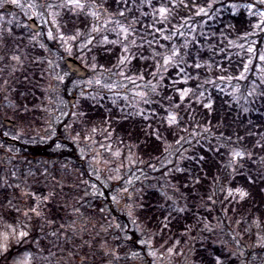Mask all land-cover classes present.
<instances>
[{
  "label": "rangeland",
  "instance_id": "1",
  "mask_svg": "<svg viewBox=\"0 0 264 264\" xmlns=\"http://www.w3.org/2000/svg\"><path fill=\"white\" fill-rule=\"evenodd\" d=\"M123 1V9L116 15L109 10L105 13L93 0H54L53 6L45 13H42L40 7L34 10L29 0H0V63L7 55L4 50L9 51L11 47L6 57L8 62L0 64V134L20 142L51 140L54 135L49 130L55 129L59 119L66 118L69 113L68 99L76 92L77 102L72 119L64 124L68 140L56 141L55 147L70 148L72 144L75 145L79 153L78 163L60 164L58 172L50 171V174L61 189L62 185L70 184L81 190L79 193L62 190L63 193L57 195L65 204H69L71 208L68 214L73 219L64 224L53 222L47 225L44 221L47 205L56 197L54 195L57 192H51L54 186L46 182H42L45 192L37 191L36 186L42 183L36 182V176L38 172H48L53 162L21 158L15 146L7 145L0 138V189L9 188L12 193L7 205L0 206V213L12 209L20 214L16 223L5 222L0 216V257L13 243L22 241L28 244L29 250L11 264H199L194 259L197 248L210 252L218 264L232 258L238 264H264V222L257 221L252 226L241 227L232 216L227 217L226 210L220 216L215 208L216 204H220V195L225 200L235 202L244 199L246 192L242 189L219 185L218 194H214L215 188L205 191V194L202 192L206 198L204 201L196 200L195 222L180 240L168 248L158 246L152 235L145 237L138 226L136 213L144 194L151 190H159L164 195L166 221L192 211L190 206L193 200L188 202V193L199 196L201 189L194 185L201 180L196 175L194 177L191 164L196 160L195 147L201 145L195 134L179 135L177 139L173 136L170 140L164 133L165 155L157 163L147 164V160H142L132 146L122 144L106 133L85 137L75 128L84 100L100 104L109 111L115 109L124 118H144L148 129L155 130L157 137L159 127L163 125L162 117H165L170 127L180 128L176 113L163 115L146 106L151 102L146 100L144 90L139 89L135 79L127 74L135 58L155 62L161 74H166L170 69L176 70L170 82L175 86H184L178 90L183 102L191 98L211 105L212 87L217 92H224L237 101L247 103L253 95H261L263 91L260 83L264 84V8L261 5H264V0H255L257 4L245 0H199L197 6H194L198 19L191 21L188 16L180 15L187 8L186 0ZM7 3L14 6L10 12L4 10ZM146 7L157 9L160 13L148 11ZM228 11L235 15L246 12L253 30L232 41L224 31L228 26V19L225 18ZM40 13L42 19L48 22L46 36L51 43H55L53 51L44 44L41 30L33 32L28 26L30 18H35L43 25ZM66 13L91 18L87 31L83 34L80 31L71 35L65 33L61 27V18ZM172 15L177 16L178 20L174 21ZM148 31H151V35L146 34ZM136 32L145 33L147 38L139 39ZM5 38H10L9 47H6ZM24 39L26 43L23 45ZM194 43L200 52L208 51L212 54L216 50L219 55L224 51L223 45L234 47L235 57L243 65L238 77L234 79L224 76L226 70L220 59L217 64L218 79L209 77L203 82L198 81L199 75L186 67V63L195 69L201 67L199 52H194V64L190 62L189 53ZM36 44L50 54L39 60L52 69L48 72L47 84L43 81L41 88L44 96L41 99L45 104L36 103L37 109L42 107L44 111L51 112L49 118L43 120L46 129L43 134L36 132L32 121H21L18 105L12 100L11 91L6 89L8 82L5 80L8 77L6 71L8 75H13L20 66H32L27 49H32ZM99 46L116 55V64L107 66L96 61L92 51ZM59 51L72 57L76 54L78 57L75 58L90 71L86 80L73 79L70 82L67 86L69 97L66 99L63 91L71 75ZM249 75L253 77L250 79ZM258 78H261L260 83H257ZM192 81H196L197 85L193 86ZM5 118L14 121L18 119L16 126L5 127ZM244 156L242 150L232 148L230 151L226 160L230 179L243 168ZM82 162L84 166L80 165ZM139 164L148 167L145 173L147 177L137 183L131 182L130 170ZM185 172L189 173L187 180L191 184L185 182L187 180L181 183L173 179L174 174ZM180 184L183 187L190 186L191 189L183 190L178 187ZM103 188L109 190V198L105 201L100 198ZM109 203L120 216L109 212ZM36 219L42 221L39 231L47 236L45 239L41 237L45 244L37 240L29 247L31 238L28 236L33 232L31 223ZM127 219L130 220L129 224L125 221ZM136 225L139 229L138 241L147 246L145 251L127 243L132 238L127 231L136 229ZM128 255L131 260L127 258ZM105 257L106 262L103 259Z\"/></svg>",
  "mask_w": 264,
  "mask_h": 264
},
{
  "label": "trees",
  "instance_id": "2",
  "mask_svg": "<svg viewBox=\"0 0 264 264\" xmlns=\"http://www.w3.org/2000/svg\"><path fill=\"white\" fill-rule=\"evenodd\" d=\"M29 1L34 5V10H36V7H40L42 13H45L51 8L54 2V0ZM93 1L97 2L105 13L109 10L119 15L121 9L124 7L123 0ZM198 1L199 0L196 2L194 0H186L188 4L187 8L183 9L180 15L188 16L189 21L196 18L198 19L196 9L194 8V6H197L196 4ZM221 2L222 1L218 2V5H220ZM245 2L257 4L255 0H245ZM261 6L264 8V5ZM146 10L151 12L155 11L156 14L160 13L154 8L149 9L146 7ZM135 11L137 12L138 9H135ZM39 17L40 19L43 18L41 13ZM225 18L228 19V26L225 27L224 31L232 41L235 40L233 38L242 34H249L253 30L251 20L248 18L246 12L235 15L228 11ZM173 20L177 21L178 17L173 16ZM42 23L41 32L44 34L43 42L53 51L55 43H51L46 36L48 32V22L42 19ZM90 24L91 18L82 15L76 16L66 13L61 18L62 30L67 34L70 33L69 35L75 34L78 31L83 34L87 31ZM184 26L186 27L187 24H184ZM21 32H24V30H21ZM16 33H19V31H16ZM136 34L139 39H146V34L151 35V31H148L146 34L139 32H136ZM9 39L10 38H5L6 47L11 45ZM22 41L24 45L26 40L24 39ZM223 48L224 51L221 55H219L216 50L213 51L214 53L210 54L208 51L200 52L197 45L194 43L189 53L190 62L194 64V52H199L202 58L201 67L195 69L193 65L189 67L188 63H186V67L193 71V73L199 75L198 81L200 82L208 80L209 77L218 79L217 64L219 60L222 59V65L226 70L224 76H231L236 79L240 72L239 69H243L242 62L235 57L236 49L234 47H225L223 45ZM10 49L11 47L9 51L5 49V54H10ZM27 51L29 52L30 64L32 66H20L13 75H8V71H6L8 76L5 79L8 82L6 89L8 88V90L11 91V98L18 105V113L21 121L23 123L32 121L36 126V132L43 134L46 131L43 120L48 119L51 112L44 111L40 106V108L37 109L36 103L45 104L43 99H41L42 97L44 98L41 88L44 84H47V80L49 79L48 72L52 71V69H50L47 63L41 62L39 59H43L50 54L46 53V50L38 44L32 47V49H27ZM92 52L96 55V61L98 63L107 66L116 64V55L110 53L107 48L99 46L94 48ZM7 55L6 57H8ZM228 55H230V57H228ZM59 56L63 58L65 54L59 51ZM6 57L0 64H6L8 62V58ZM73 57L77 58L78 56L73 54ZM34 59L38 60L35 61ZM206 62L212 65L209 66ZM262 66L264 68V58L262 60ZM175 73H177L176 70L170 69L166 74H161L157 71L155 62L147 59L142 61L139 58H135L131 61L127 74L135 79L139 89L144 90L146 100L151 102L150 104H146V106L149 108L152 107L163 115H169L170 112L176 113L180 128L170 127L165 117H162L161 122L163 125L159 127V137H157L155 135V130L148 129L147 121H145L144 118H124L119 115L115 109L109 111L104 106L90 100L83 101L84 107L81 110L75 127L82 136L85 135V137H90L101 133L104 135L106 133L114 140L134 147L137 155L142 160H147V164L153 162L157 163L159 159L165 155L166 146L163 145L164 133L170 140L173 136L174 139H177L179 135L195 134L196 139L200 141L201 145L195 147V150H197V152L194 153V155H196V160L191 164L194 177L196 175L201 180L200 183L195 182L194 185L201 189L199 196L188 193V202L189 200H193V204L190 206L192 211H186L178 215V218L169 222L166 221V212L163 207L164 195L161 191L155 189L144 194L141 205L136 213L139 223L138 226L142 229L145 237L152 235L153 241L158 246L163 245L165 248L173 246L180 240L182 235L189 229L190 225L195 222L194 212L196 211V200L204 201V198H206L203 196L202 192L205 194V191H210L212 188H215L214 194H218L219 190L217 186L219 185H221V187L229 186L235 189H242L246 192V197L239 202L230 199L225 200L224 196L220 195V204H216L215 206L220 216L222 213H225L226 210L227 217L232 216L233 219L239 222L241 227L246 225L252 226L257 221L264 222V84L260 83L261 78L257 79V83L261 84L263 92L261 95H253L249 103L237 101L234 97L224 92H217L215 88L212 87L213 102L211 105H207L205 103H199L191 98H186L183 102L178 90L182 89L184 86L182 84L175 86L170 82V78H174ZM252 77L253 75H249L250 79ZM72 80L73 78L70 77L64 87L63 94L65 99L69 97L67 86ZM43 81H45L44 84ZM192 84L196 86L197 82L192 81ZM206 85L210 86V83L206 82ZM72 94H76V92ZM71 119L72 116L69 113L65 119H59L55 129L52 128L49 130V133L54 135L51 140L45 141L39 139L32 142H20L19 146L16 147L19 151L18 156L21 158L28 160L44 159L54 164L48 172H38L36 176L37 183L46 182L48 185L54 186L52 190L50 189L51 192H57L56 195L52 194L56 197H53L52 202L47 205V215L44 217V221L47 225L53 222L55 224L58 222L64 224L72 220V215L68 214L71 207H69L68 203L65 204V202H63L64 200L57 195L63 193L62 190L72 193H79L81 191L78 188H73L70 184L62 185L61 189L60 185L57 184L50 174V171L58 172L57 169L61 168L60 164L78 163L79 153L75 145L72 144L70 148L55 147L59 135L65 136V142L68 140L64 124L68 123ZM16 121H18V119H16ZM56 135L57 137H55ZM0 138L4 140L2 134H0ZM232 148L242 150L245 156L242 160L243 168H241L234 178L230 179L226 160ZM83 164V162L80 163V165L84 166ZM147 168V166H140V164L131 168L129 173L131 182L137 183L145 179L147 177L145 174L146 171H148ZM84 171L87 173V170L84 169ZM188 176L189 173L187 172L176 173L173 179L182 183V181L184 182L188 179ZM92 181H95V179H92ZM185 182L191 184L188 180ZM43 183L40 184L41 187L39 185L36 186L37 191L45 192L46 189ZM178 187L183 190L191 189L190 186L183 187L182 184ZM11 194L9 188L0 189V206L7 205ZM216 197L218 198V196ZM100 198L103 201L109 198V190L103 188ZM87 211L91 212L89 209H87ZM109 212L119 215L113 208H109ZM19 215L18 212L12 209H7L5 212L0 213V216H2L5 222L10 223H16ZM125 221L127 224L130 223L128 219ZM41 224L42 221L39 219L31 223L33 232H30L28 236L31 238V240H29V247H31L35 241L37 242V240H40L42 245L45 244L44 239L47 235L43 236L38 229ZM138 226L136 225V229L134 230L127 231L132 235V238L128 240L127 243L133 244L138 250L145 251L147 250L146 244H141V242L138 241ZM42 236L44 239H41ZM27 246L28 244L22 241L17 244L13 243L11 247L1 255L0 264H11L18 256L29 250ZM127 258L130 260L132 259L130 255H128ZM103 259L105 262L107 261L106 257ZM194 259L196 263L199 264H218L217 259L210 252L202 248H197L195 250ZM223 264H238V261L232 258Z\"/></svg>",
  "mask_w": 264,
  "mask_h": 264
},
{
  "label": "water",
  "instance_id": "3",
  "mask_svg": "<svg viewBox=\"0 0 264 264\" xmlns=\"http://www.w3.org/2000/svg\"><path fill=\"white\" fill-rule=\"evenodd\" d=\"M4 9L6 11H11L13 9V6L10 4H6ZM29 27L35 32H38L40 30L39 23L33 18L29 20ZM63 62L65 64V66L67 67V69L69 70L70 74H72L76 79L85 80L88 78L89 70L86 67H84L79 61L74 59L73 57L65 56L63 58ZM76 100H77V97L75 95L72 96L69 100V107H70L71 111L73 109V106H74ZM4 125L6 127L11 128V127L15 126V122L10 120V119H5ZM59 140L62 141L63 137L60 136ZM6 142H7V144H10V145H19V142L15 139H12V138H7Z\"/></svg>",
  "mask_w": 264,
  "mask_h": 264
}]
</instances>
